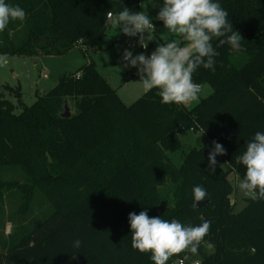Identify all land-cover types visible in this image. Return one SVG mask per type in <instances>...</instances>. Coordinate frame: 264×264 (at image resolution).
<instances>
[{"label": "trees", "instance_id": "16d2710c", "mask_svg": "<svg viewBox=\"0 0 264 264\" xmlns=\"http://www.w3.org/2000/svg\"><path fill=\"white\" fill-rule=\"evenodd\" d=\"M140 1L6 0L27 18L0 32V54L62 57L80 42L101 51L111 27L106 12L140 11ZM219 3L242 36L241 47L235 53L213 39L215 71L200 66L193 74L212 94L192 110L161 103L156 89L126 106L94 62L63 76L30 107L22 103L21 89L6 87L18 105L0 93V264H67L74 258L83 264H153L150 253L131 247L128 215L140 211L184 225L211 221L199 264H264V200L249 199L235 213L228 181L230 173L243 179L246 168L236 157L257 131L264 132V0ZM66 104L68 119L61 116ZM189 132L203 134L207 143L177 167L167 153L181 151V137ZM213 140L226 149L218 156L227 171L218 163L209 170ZM8 173L20 179L6 180ZM197 185L208 193L202 208L193 207ZM7 194L18 200L11 214ZM190 256L181 253L167 264Z\"/></svg>", "mask_w": 264, "mask_h": 264}, {"label": "clouds", "instance_id": "9594fccd", "mask_svg": "<svg viewBox=\"0 0 264 264\" xmlns=\"http://www.w3.org/2000/svg\"><path fill=\"white\" fill-rule=\"evenodd\" d=\"M156 6L155 0H152ZM27 13L20 6H13L0 0V32L10 22L24 21ZM156 19L163 22L164 29L179 37L157 45L150 55L143 53L133 56L125 50L122 59L126 67L137 69V75L145 91L157 90L163 104L187 105L199 100L200 85L193 81V74L203 66L215 71L213 39L218 45H229L234 51L240 50L243 39L233 29L228 12L219 0H163ZM107 25L119 29L125 36L139 37V44L147 48L145 34L155 30L150 16L144 11L106 12ZM9 62L7 54H0V67ZM208 155L209 170L215 172L216 157L225 155L222 144L212 141ZM236 163L246 168L238 189L245 197L254 201L264 200V132L257 131L246 145V151L236 157ZM208 193L202 186L193 188L194 204L206 200ZM128 221L131 230V247L142 254L150 253L153 264H167L170 258L181 253H198L200 244L209 234L211 221L203 220L197 226L184 225L177 219L171 221L160 216H149L147 211L138 214L130 212ZM75 240L73 246L80 247Z\"/></svg>", "mask_w": 264, "mask_h": 264}, {"label": "rangeland", "instance_id": "374dc122", "mask_svg": "<svg viewBox=\"0 0 264 264\" xmlns=\"http://www.w3.org/2000/svg\"><path fill=\"white\" fill-rule=\"evenodd\" d=\"M156 6H153L152 0H141L140 11L147 13L155 25V30H152L148 35L145 34V44L150 45L154 42L160 44L170 41L172 39H179V37L164 29L163 22L156 19L159 12V7L162 6L163 0H155ZM139 38V37H137ZM139 40V39H138ZM138 40L127 41L123 38V33L119 29L110 27L107 30L105 37V47L101 51H94L89 45L79 43L78 47L72 50L66 56L53 57H9V62L6 67H0V93H3L7 100L15 105H18V100L15 95L7 91L6 87H11L15 90L21 89L22 103L25 106H32L37 101L38 96L48 94L60 81V79L71 73L78 72L83 66L90 62H94L107 79L110 86L117 91V94L126 106L132 105L148 91H145L142 83L137 75V69L133 67H126V61L122 59L125 50L133 53V56L138 54H145L144 47H142ZM134 45L131 46L130 43ZM83 47V49H81ZM245 57L241 54V58ZM44 75L47 77L45 78ZM212 94V89L208 86H203L201 93H199V100L191 102L187 105H182L188 110L194 109L201 100L207 98ZM18 113L20 111H17ZM184 147L178 153H167L170 160L180 167L183 164L186 154L194 148H200L207 143L203 134L189 132L181 137ZM216 160L225 171L228 167L220 159ZM6 180L20 179V176L15 173H8L4 176ZM241 178L236 173H230L228 181L232 185L234 192L231 195V203L234 206L235 213L242 211L247 201L250 199L245 197L238 189V183ZM18 208L17 197L13 194H7L5 199V209L7 214H11ZM40 205L35 207V215L40 212ZM11 224H7L6 233H10ZM191 264H197L201 261L198 254L185 258ZM67 264H83L79 258H74Z\"/></svg>", "mask_w": 264, "mask_h": 264}, {"label": "water", "instance_id": "95a60500", "mask_svg": "<svg viewBox=\"0 0 264 264\" xmlns=\"http://www.w3.org/2000/svg\"><path fill=\"white\" fill-rule=\"evenodd\" d=\"M106 26H108L107 23H106ZM234 52L236 53L237 51H234ZM61 116L64 119H68L72 116L71 109L68 106V104L65 105L64 113ZM197 206H198V208H202L203 206H205V203L204 202H198Z\"/></svg>", "mask_w": 264, "mask_h": 264}, {"label": "built area", "instance_id": "2783aa9c", "mask_svg": "<svg viewBox=\"0 0 264 264\" xmlns=\"http://www.w3.org/2000/svg\"><path fill=\"white\" fill-rule=\"evenodd\" d=\"M130 45L133 46L134 45V42L133 43H130ZM44 77L46 78L47 76L44 75ZM201 90H202V87L200 86V93H201ZM176 264H187V261L185 259L184 260H180ZM197 264H199V263H197Z\"/></svg>", "mask_w": 264, "mask_h": 264}, {"label": "crops", "instance_id": "0c3cea01", "mask_svg": "<svg viewBox=\"0 0 264 264\" xmlns=\"http://www.w3.org/2000/svg\"><path fill=\"white\" fill-rule=\"evenodd\" d=\"M207 140V139H206Z\"/></svg>", "mask_w": 264, "mask_h": 264}]
</instances>
